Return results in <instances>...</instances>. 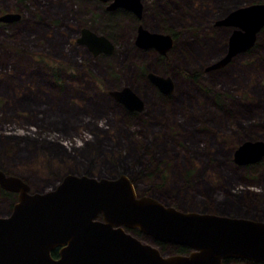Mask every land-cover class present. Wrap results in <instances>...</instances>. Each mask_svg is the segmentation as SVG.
Returning <instances> with one entry per match:
<instances>
[{
	"label": "rangeland",
	"instance_id": "374dc122",
	"mask_svg": "<svg viewBox=\"0 0 264 264\" xmlns=\"http://www.w3.org/2000/svg\"><path fill=\"white\" fill-rule=\"evenodd\" d=\"M140 2L137 19L99 0H0V15H19L0 22V171L30 192L66 174H122L139 196L179 211L264 220V156L232 161L241 142H264V27L252 47L205 71L232 30L214 22L264 0ZM138 26L168 35L170 47H137ZM81 29L105 37L111 52L93 55L75 43ZM148 74L169 78L171 93ZM123 87L141 110L108 94ZM7 210L0 193V216Z\"/></svg>",
	"mask_w": 264,
	"mask_h": 264
},
{
	"label": "water",
	"instance_id": "95a60500",
	"mask_svg": "<svg viewBox=\"0 0 264 264\" xmlns=\"http://www.w3.org/2000/svg\"><path fill=\"white\" fill-rule=\"evenodd\" d=\"M116 8L141 17L140 0H111L106 7ZM18 18L17 14L4 13L0 22ZM214 25L232 30L224 54L205 71L225 65L234 55L252 47L264 27V4L234 8ZM75 43L93 55L112 50L105 37L87 29L80 30ZM134 43L164 54L171 38L138 26ZM147 78L160 93H171L169 78L155 74ZM108 94L129 111L141 110V101L127 87ZM263 156L264 142L247 140L233 150L232 161L248 165ZM0 186L17 193L11 212L0 218V264H220L227 257L264 263L263 221L166 207L154 198L137 197L133 184L122 174L112 178L66 174L51 189L29 192L19 178L0 172ZM122 227L135 228L154 241L185 246L190 251L163 255ZM55 247H60L56 259L49 255Z\"/></svg>",
	"mask_w": 264,
	"mask_h": 264
},
{
	"label": "flooded vegetation",
	"instance_id": "af4514ba",
	"mask_svg": "<svg viewBox=\"0 0 264 264\" xmlns=\"http://www.w3.org/2000/svg\"><path fill=\"white\" fill-rule=\"evenodd\" d=\"M110 1L111 0H107L106 2H101V3H103V4H106L105 5V9H106V7H107V5L110 3ZM117 9H121V8H116V9H114V10H107V11H115V10H117ZM123 10V9H122ZM125 11H127V10H125ZM127 12H129V11H127ZM131 13V12H130ZM88 30V29H87ZM90 31V30H89ZM91 32V31H90ZM93 33V32H92ZM0 172H2L3 173V175L4 176H9V175H7V174H5V172H3V171H0ZM135 190V189H134ZM29 191V190H28ZM30 192V191H29ZM36 192H39V191H36ZM0 193L5 197V199H6V201H7V206H8V210L6 211V214L5 215H1L0 216V218H2V217H6L10 212H11V209H12V206L15 204V202L17 201L16 199H17V193L16 192H11V191H8V190H5V189H3V188H1V186H0ZM135 194H136V196L137 197H139V195L136 193V191H135ZM156 199V198H155ZM157 200V202H159L160 204H162L163 206H166V207H172V208H174V209H176V210H178V208H176L175 206H172V205H165L164 203H163V201L162 200H160V199H156ZM182 212H184V211H182ZM198 213H203V212H198ZM207 214H209V213H207ZM215 215H224V216H228V217H239V218H243V217H240V216H237V215H229V214H221V213H217V214H215ZM244 219H249V220H254V221H263L264 222V220H262V219H260V218H258V219H256V218H244ZM97 220H101V217L100 216H97ZM122 229H123V231L125 232V233H128V234H130V235H132V232H134V231H137L138 233H140L137 229H135V228H127V227H122ZM141 235H144V234H142V233H140ZM133 236V235H132ZM144 236H146V235H144ZM136 238V237H135ZM151 239V238H150ZM141 242H143L142 240H140ZM143 243H147V242H143ZM162 243V242H161ZM149 244V243H148ZM165 244H169V245H173L174 246V244H171V243H165ZM151 245V244H150ZM152 246V245H151ZM154 247V246H153ZM59 249H60V247H55V248H53L51 251H50V257L51 258H54V259H56V258H58V251H59ZM157 249V248H156ZM52 251H56V254L55 255H52ZM159 251V250H158ZM190 250H186L185 251V253H182V254H188V252H189ZM163 255H168V254H166V253H162ZM173 254H175V253H172V254H169V255H173ZM235 262V263H232V262ZM241 263H246V264H264V263H262V262H258V261H252V260H249V259H245V258H236V257H227V258H224V259H222L221 260V263L220 264H241Z\"/></svg>",
	"mask_w": 264,
	"mask_h": 264
},
{
	"label": "trees",
	"instance_id": "16d2710c",
	"mask_svg": "<svg viewBox=\"0 0 264 264\" xmlns=\"http://www.w3.org/2000/svg\"><path fill=\"white\" fill-rule=\"evenodd\" d=\"M234 8H236V7H234ZM60 147H61V145H60ZM256 200H258V199H256L255 197H252V201L251 202H255ZM132 235L134 237H136L137 239L142 240L143 242H144L143 237H148V236L141 235L137 231L132 232ZM141 237H142V239H140ZM146 242L149 243V244H151L155 248H157L160 253H164V246L167 245L165 243H161V242H158V241H154L152 239H149ZM171 246H173V245H171ZM173 248H174V250H173L172 253H175V254H182V253H185V251L187 250V248L185 246H179V245H174ZM55 254H56V251H52V255H55Z\"/></svg>",
	"mask_w": 264,
	"mask_h": 264
},
{
	"label": "bare ground",
	"instance_id": "6f19581e",
	"mask_svg": "<svg viewBox=\"0 0 264 264\" xmlns=\"http://www.w3.org/2000/svg\"><path fill=\"white\" fill-rule=\"evenodd\" d=\"M219 59V58H218Z\"/></svg>",
	"mask_w": 264,
	"mask_h": 264
}]
</instances>
